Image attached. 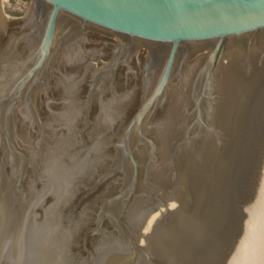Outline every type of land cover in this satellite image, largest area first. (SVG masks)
<instances>
[{"label":"water","instance_id":"1","mask_svg":"<svg viewBox=\"0 0 264 264\" xmlns=\"http://www.w3.org/2000/svg\"><path fill=\"white\" fill-rule=\"evenodd\" d=\"M64 19L162 50L133 116L57 77ZM26 23L0 42V264H264V0H0V38Z\"/></svg>","mask_w":264,"mask_h":264},{"label":"flooded vegetation","instance_id":"2","mask_svg":"<svg viewBox=\"0 0 264 264\" xmlns=\"http://www.w3.org/2000/svg\"><path fill=\"white\" fill-rule=\"evenodd\" d=\"M31 12V17H35L33 26H39L41 20L39 10L32 8ZM26 20V17L23 18L21 23ZM28 26L26 23L21 28L6 29L0 42L5 43V40L16 35L19 36L17 40L19 45L33 40L38 42L40 33L34 32V28L30 29ZM56 37V54L51 62L56 65L57 72L55 74L61 79L63 77L58 72L74 74L71 79H78L76 95L83 98L85 104H88L89 115L96 107L98 110L101 109L100 99L104 96H110L114 113L132 116L136 113L145 99L144 97L139 100L137 85L142 84L149 77L157 75L159 70L157 60L160 59L162 50L146 46L126 47L121 40L96 30L74 31L71 30L69 19L60 21ZM33 49H31L29 57ZM28 58L25 62L26 65L29 64ZM203 58L204 56L200 55L198 61L200 62ZM90 75L93 78H101L104 83V86L98 90L101 93L98 102L94 100L96 92L91 94L94 79H89ZM53 79L50 90L40 94L38 115L43 114L42 108L46 112L55 111L56 107L61 104L60 95L66 93L62 90L67 82L64 83L61 79L56 80L55 77ZM122 92L125 93L124 96H122Z\"/></svg>","mask_w":264,"mask_h":264}]
</instances>
